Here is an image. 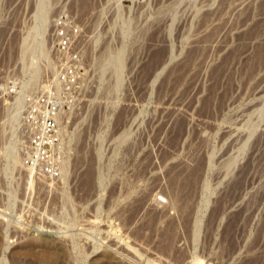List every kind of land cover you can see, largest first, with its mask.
Segmentation results:
<instances>
[{"label": "rangeland", "instance_id": "374dc122", "mask_svg": "<svg viewBox=\"0 0 264 264\" xmlns=\"http://www.w3.org/2000/svg\"><path fill=\"white\" fill-rule=\"evenodd\" d=\"M58 14L81 80L48 179L18 120ZM0 264H264V0H0Z\"/></svg>", "mask_w": 264, "mask_h": 264}, {"label": "built area", "instance_id": "2783aa9c", "mask_svg": "<svg viewBox=\"0 0 264 264\" xmlns=\"http://www.w3.org/2000/svg\"><path fill=\"white\" fill-rule=\"evenodd\" d=\"M51 28L54 71L38 93L25 95L18 132L22 165L38 176L57 179L63 170L65 116L76 104L81 62L74 47L79 29L71 18L58 14L52 19ZM156 200L159 205L166 203L161 195Z\"/></svg>", "mask_w": 264, "mask_h": 264}, {"label": "bare ground", "instance_id": "6f19581e", "mask_svg": "<svg viewBox=\"0 0 264 264\" xmlns=\"http://www.w3.org/2000/svg\"><path fill=\"white\" fill-rule=\"evenodd\" d=\"M50 37H51V34H50ZM50 44H51V47H52V42H51V38H50ZM20 99H22L23 100V105H24V102H25V98L24 97H22V98H20ZM20 99H18V100H20ZM20 107L21 106V104H15V107L18 109V107Z\"/></svg>", "mask_w": 264, "mask_h": 264}]
</instances>
